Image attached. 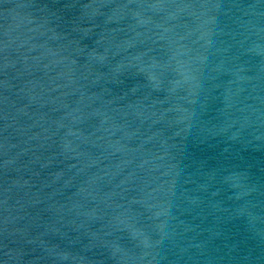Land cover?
<instances>
[{"label": "water", "instance_id": "water-1", "mask_svg": "<svg viewBox=\"0 0 264 264\" xmlns=\"http://www.w3.org/2000/svg\"><path fill=\"white\" fill-rule=\"evenodd\" d=\"M0 264H264V0H0Z\"/></svg>", "mask_w": 264, "mask_h": 264}]
</instances>
